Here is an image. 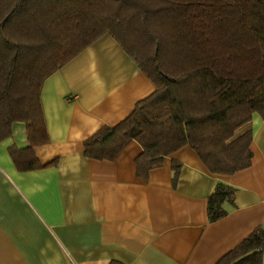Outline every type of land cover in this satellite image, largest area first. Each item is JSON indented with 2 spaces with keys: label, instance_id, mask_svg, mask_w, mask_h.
I'll use <instances>...</instances> for the list:
<instances>
[{
  "label": "trees",
  "instance_id": "trees-1",
  "mask_svg": "<svg viewBox=\"0 0 264 264\" xmlns=\"http://www.w3.org/2000/svg\"><path fill=\"white\" fill-rule=\"evenodd\" d=\"M105 33L155 90L126 118L86 138V157L114 161L135 140L143 179L184 147L213 175L251 164L249 123L253 113L264 120V0H0V142L24 124L27 145L8 148L19 170L40 168L33 148L48 142L44 80ZM235 191L216 184L209 222L234 208ZM215 264H264V228Z\"/></svg>",
  "mask_w": 264,
  "mask_h": 264
},
{
  "label": "crops",
  "instance_id": "crops-1",
  "mask_svg": "<svg viewBox=\"0 0 264 264\" xmlns=\"http://www.w3.org/2000/svg\"><path fill=\"white\" fill-rule=\"evenodd\" d=\"M154 90L108 33L44 80L48 142L33 148L41 167L19 170L9 155L11 145H27L24 124L15 123L0 142V264H215L264 228L258 113L249 123L251 164L229 176L210 174L189 147L165 157L145 179L136 173L142 148L135 140L114 161L84 155L86 138L126 118ZM220 181L236 189L235 206L209 222L207 199Z\"/></svg>",
  "mask_w": 264,
  "mask_h": 264
},
{
  "label": "rangeland",
  "instance_id": "rangeland-1",
  "mask_svg": "<svg viewBox=\"0 0 264 264\" xmlns=\"http://www.w3.org/2000/svg\"><path fill=\"white\" fill-rule=\"evenodd\" d=\"M18 125H23V123H21V122H18ZM15 131H16V129H15Z\"/></svg>",
  "mask_w": 264,
  "mask_h": 264
}]
</instances>
